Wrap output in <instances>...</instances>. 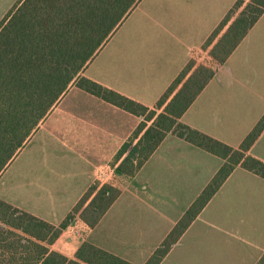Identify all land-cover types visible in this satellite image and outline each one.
Masks as SVG:
<instances>
[{
  "label": "crops",
  "instance_id": "crops-1",
  "mask_svg": "<svg viewBox=\"0 0 264 264\" xmlns=\"http://www.w3.org/2000/svg\"><path fill=\"white\" fill-rule=\"evenodd\" d=\"M155 1L176 13L180 39L200 35L201 28L206 38L237 2ZM203 39L183 47L185 52L176 45L166 51L122 47L107 72L119 81L85 77L154 108L187 62L202 51ZM66 98L73 102L69 109L62 108ZM263 116L264 14L181 122L238 148ZM48 118L40 128L45 129V143L37 150L41 158L25 159L23 173L24 195L40 207L22 210L58 227L93 185L121 190L100 223L94 228L87 224L85 238L67 228L49 246L70 259L89 242L132 264H146L225 163L169 134L134 176L121 174L130 150L120 154L131 138L134 148L141 140L143 134L136 137L135 132L142 118L75 86ZM250 154L264 161V132ZM263 256L264 178L237 167L160 264H258Z\"/></svg>",
  "mask_w": 264,
  "mask_h": 264
},
{
  "label": "trees",
  "instance_id": "trees-1",
  "mask_svg": "<svg viewBox=\"0 0 264 264\" xmlns=\"http://www.w3.org/2000/svg\"><path fill=\"white\" fill-rule=\"evenodd\" d=\"M140 1L19 0L5 16L0 23V178L73 85L142 118L135 136H143L119 167L121 174L134 176L169 134L222 158L224 165L146 263L160 264L235 168L264 178V161L250 154L264 132V116L238 148L181 122L262 17L264 0H237L202 47L213 64L192 58L154 108L83 75ZM120 195L112 185H93L58 227L0 199V264H132L89 242L75 259L49 247L77 214L96 227ZM258 264H264V256Z\"/></svg>",
  "mask_w": 264,
  "mask_h": 264
},
{
  "label": "rangeland",
  "instance_id": "rangeland-1",
  "mask_svg": "<svg viewBox=\"0 0 264 264\" xmlns=\"http://www.w3.org/2000/svg\"><path fill=\"white\" fill-rule=\"evenodd\" d=\"M18 1L19 0H0V23L5 18L6 14H8L9 11H11L13 7L18 3ZM175 14L176 13L170 14L166 6L163 7L160 4H157L155 0H141L137 4V6L132 10L126 20L122 23L120 28L100 50L98 55L90 62L84 72V76L87 75V77L90 78L91 76L96 77L97 75L98 78H101L102 80L107 78L110 81H119V78L117 76L112 73L109 74L107 72L109 70L111 71L114 68L116 64V62H114V58L116 57L115 54L117 55V52L122 47H158L159 51H166L165 49L167 47L172 48L176 45V48L179 47L181 52H185L182 49L183 47H186L188 44L193 45L201 41L206 36L203 35V29L201 28L200 35L180 39V32L182 28L179 27L175 20H173ZM167 20H172L173 23L171 22L169 24ZM193 32L199 31L196 30L192 31V33ZM153 33H155L156 36L155 34L153 35ZM151 34L154 36L153 38H151ZM210 36L211 34L203 39V45L209 39ZM208 51H200V53L197 54V56L195 57L197 64L210 65L211 59L209 57ZM113 56L114 58L111 59ZM74 86L75 85H73L72 87ZM72 104L73 102L70 101V98H66V100L63 102L62 108L69 109ZM57 106L53 108L48 117L52 115V113L56 110ZM48 117L42 122L39 129L33 134L31 139L28 141L25 146L26 148L24 147L25 150L20 152V154L6 169V171L0 178V199L9 204H16V206L21 209L24 207L30 209H37L40 207L38 203H35L34 199H29L25 197L24 194L25 192H28V189L24 186L23 173L25 159L31 160L33 157L34 159L41 158L37 150L40 144L45 143V138L43 136L45 134V129L42 130L40 128H42L45 123L49 120ZM133 142L134 140H132L131 138L123 147L124 149L126 146H128L126 150H130L129 154L133 152ZM123 149L120 156L124 153ZM136 162H139V158ZM27 163L29 162L27 161ZM42 206H44V204ZM78 216L80 215L77 214L76 217ZM76 217L71 220L69 226L74 223V219ZM51 237L52 236L50 235V238Z\"/></svg>",
  "mask_w": 264,
  "mask_h": 264
},
{
  "label": "built area",
  "instance_id": "built-area-1",
  "mask_svg": "<svg viewBox=\"0 0 264 264\" xmlns=\"http://www.w3.org/2000/svg\"><path fill=\"white\" fill-rule=\"evenodd\" d=\"M71 235L84 238L89 230L87 223L80 217L74 219V223L68 227Z\"/></svg>",
  "mask_w": 264,
  "mask_h": 264
}]
</instances>
